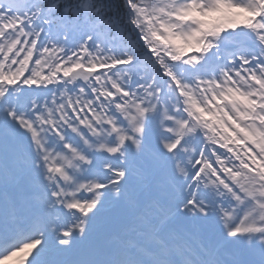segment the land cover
<instances>
[{
  "label": "snow or ice",
  "instance_id": "snow-or-ice-1",
  "mask_svg": "<svg viewBox=\"0 0 264 264\" xmlns=\"http://www.w3.org/2000/svg\"><path fill=\"white\" fill-rule=\"evenodd\" d=\"M0 264H264V0H0Z\"/></svg>",
  "mask_w": 264,
  "mask_h": 264
}]
</instances>
